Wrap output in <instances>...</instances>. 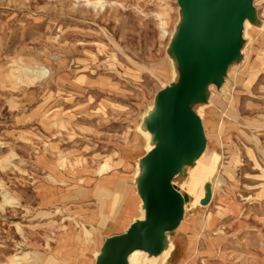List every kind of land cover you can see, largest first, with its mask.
Here are the masks:
<instances>
[{
    "label": "rangeland",
    "instance_id": "rangeland-1",
    "mask_svg": "<svg viewBox=\"0 0 264 264\" xmlns=\"http://www.w3.org/2000/svg\"><path fill=\"white\" fill-rule=\"evenodd\" d=\"M254 7L241 61L192 106L208 143L173 179L189 200L172 248L134 264H264V0ZM180 12L177 0H0V264L88 250L97 187L121 173L133 185L154 145L143 123L180 79L169 54ZM19 67L32 81L10 77Z\"/></svg>",
    "mask_w": 264,
    "mask_h": 264
},
{
    "label": "water",
    "instance_id": "water-1",
    "mask_svg": "<svg viewBox=\"0 0 264 264\" xmlns=\"http://www.w3.org/2000/svg\"><path fill=\"white\" fill-rule=\"evenodd\" d=\"M177 5L181 20L169 54L180 79L159 91L143 123L154 144L140 161L136 181L145 218L133 222L125 233L106 238L96 264H130L136 251L160 256L166 250L167 234L181 226L189 200L173 179L196 164L208 143L192 106L207 102L211 86L223 85L228 68L242 59L244 23L258 20L254 0H177ZM206 188L201 205L212 198L210 185Z\"/></svg>",
    "mask_w": 264,
    "mask_h": 264
},
{
    "label": "crops",
    "instance_id": "crops-1",
    "mask_svg": "<svg viewBox=\"0 0 264 264\" xmlns=\"http://www.w3.org/2000/svg\"><path fill=\"white\" fill-rule=\"evenodd\" d=\"M145 135H147L150 141L151 133L146 130ZM153 147L154 145H152L149 150ZM121 175L105 177L102 183L97 187L98 192L99 190H103L107 194L101 195L103 198H99V206L101 209L99 212V221L97 222V218H95L96 220L94 221L97 223L95 225H98L93 229L95 234L91 237L86 236V238H92L93 241L91 240L92 242L90 246H88V250L83 254L82 252H76L77 254H70L66 257H62L64 258L63 261L65 264H96L98 255L106 238L125 233L132 226L133 222L145 218V211L142 207V201L136 188V181L139 174L136 173L134 176L133 185L130 182V179L124 177L123 173H121ZM180 176L181 175L176 176L174 180ZM197 177L198 173L192 172L185 186L196 187L198 180ZM193 189L194 188H192V190ZM167 238L169 239V243L166 250L161 254L162 256H168L167 253L172 248V240L168 235ZM98 240H100V242H97ZM137 252L139 251H136L133 254H136ZM133 254L130 257V264H134L135 262V256Z\"/></svg>",
    "mask_w": 264,
    "mask_h": 264
},
{
    "label": "bare ground",
    "instance_id": "bare-ground-1",
    "mask_svg": "<svg viewBox=\"0 0 264 264\" xmlns=\"http://www.w3.org/2000/svg\"><path fill=\"white\" fill-rule=\"evenodd\" d=\"M162 24V23H161ZM164 24V23H163ZM167 32L166 31H164V34H166ZM169 35V34H168ZM26 70V69H25ZM25 70H22L21 69V67H19L17 70H14V72H12V75L10 76L12 79H20V80H22V81H24L25 79H26V81H28V82H30V81H32L31 79H28L29 77H27V75H26V73H27V71H25ZM39 72H41V71H39ZM33 73V72H32ZM37 74V73H36ZM39 74H42V73H39ZM43 75V74H42ZM41 75V76H42ZM44 76V75H43ZM39 78V77H38ZM24 79V80H23ZM106 167H105V165L104 166H102V171L105 169ZM100 169V170H101ZM17 260L19 261L20 260V258L18 259L17 258ZM24 261V260H23ZM23 263V262H22ZM21 263V264H22Z\"/></svg>",
    "mask_w": 264,
    "mask_h": 264
}]
</instances>
